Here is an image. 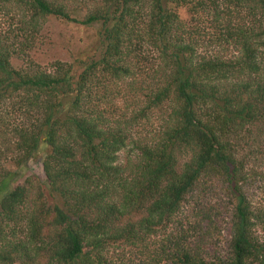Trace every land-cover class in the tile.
<instances>
[{
    "label": "trees",
    "instance_id": "trees-1",
    "mask_svg": "<svg viewBox=\"0 0 264 264\" xmlns=\"http://www.w3.org/2000/svg\"><path fill=\"white\" fill-rule=\"evenodd\" d=\"M66 4L0 0L19 15L14 31L0 36V156L7 160L0 165V264H129L107 252L135 242L154 264H264L256 235L264 210L250 205L232 141V133L264 120V29L232 18L264 16V0H88L84 13ZM50 17L100 24L99 56L78 74L29 56ZM124 85L143 101L132 118L113 119L103 105ZM154 112L162 113L160 129L133 137ZM128 145L138 158L118 165ZM39 151L41 178L26 169ZM194 192L231 202L224 260L206 262L221 217L211 205L196 206L186 230L198 229L194 235L183 230L160 248L147 243Z\"/></svg>",
    "mask_w": 264,
    "mask_h": 264
},
{
    "label": "rangeland",
    "instance_id": "rangeland-1",
    "mask_svg": "<svg viewBox=\"0 0 264 264\" xmlns=\"http://www.w3.org/2000/svg\"><path fill=\"white\" fill-rule=\"evenodd\" d=\"M58 1V0H57ZM66 2V5L80 6L82 12H86V8L83 4H87L88 0H60ZM8 10V11H7ZM1 7L0 5V36H4L10 31H14L15 25L19 20L17 9L9 10ZM178 15L183 22L189 21V15L185 8L178 11ZM247 12L242 11L240 16H233L232 20L235 23L244 24L245 27L254 28L256 32L264 29V16L256 15L255 18H251ZM206 29H210L207 23H204ZM212 32V30H209ZM211 36L213 34H210ZM100 24L92 26H84L74 22L60 21L53 17L46 20L42 27L41 32L36 36L35 45L32 51L29 53L30 58L38 65L47 68L53 62H62L70 64L78 74L83 68L84 63L91 59H96L101 51L100 42ZM205 46H209V43H204ZM205 50L203 47L199 49ZM229 51V49H228ZM232 51L228 53L231 54ZM234 55V54H233ZM18 62V61H17ZM15 63L19 66L20 63ZM144 78L145 75L141 73ZM141 82V81H140ZM143 88L147 86L146 81L142 83ZM112 94L108 96L107 105H103V109L110 111L114 115L113 119H121L122 117L129 119L132 118L137 107V102L143 101L139 95L133 94L129 86L124 85L121 89H113ZM119 92V93H118ZM114 111V112H113ZM158 115L155 118L150 115L148 122H141V125L134 127L132 136L144 137L155 131H158L162 125L160 121L162 113L154 112ZM160 116V117H159ZM149 132V133H148ZM232 141L237 144L238 158L242 159L244 164V171L246 172V194L251 202L253 208L258 209L260 212L264 210V120L261 123L256 124L254 127H250L247 131H241L239 134L232 133ZM133 146L128 145L121 152L117 154L118 165H125L128 167L129 163L134 162L138 158L137 152L133 151ZM0 148V154L2 152ZM44 153L39 151L36 156L28 161L26 169L29 174H34L38 178L43 176L41 162ZM181 160L185 161L186 157ZM7 160H4L0 156V165L5 166ZM129 161V163H128ZM14 170V168H12ZM21 171V170H20ZM20 171L18 172L20 174ZM24 171V170H23ZM213 191H217L218 197L222 196L223 192L219 190L218 184H213ZM231 202L228 199L219 200L217 196L213 194H206L205 197L202 194L194 192L188 197V201L183 204L181 211L175 216L169 223H166L156 236L147 240L150 243L151 248H160L161 245L170 246L173 244L176 236L180 235L183 230H187L195 223L194 215L196 216V206L205 205L215 207L221 213L220 219L217 221V227L219 231L214 234V238L211 239L214 244H209L207 247V256L212 258V262L216 259L224 260L230 256L229 242L231 237L230 229V217ZM198 232V229L193 232L186 231V236H192ZM256 235L259 241L264 242V229L263 227H257ZM185 236V237H186ZM188 240V239H187ZM176 242H179L176 239ZM139 243L135 242L133 246H137ZM117 244L108 249V258L112 260H124L129 264H154L150 262L146 255L140 253V249ZM216 257V258H215Z\"/></svg>",
    "mask_w": 264,
    "mask_h": 264
}]
</instances>
